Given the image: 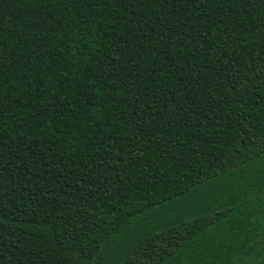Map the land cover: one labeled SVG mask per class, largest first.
<instances>
[{
  "label": "trees",
  "instance_id": "16d2710c",
  "mask_svg": "<svg viewBox=\"0 0 264 264\" xmlns=\"http://www.w3.org/2000/svg\"><path fill=\"white\" fill-rule=\"evenodd\" d=\"M0 264H264V0H0Z\"/></svg>",
  "mask_w": 264,
  "mask_h": 264
}]
</instances>
